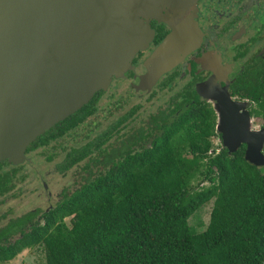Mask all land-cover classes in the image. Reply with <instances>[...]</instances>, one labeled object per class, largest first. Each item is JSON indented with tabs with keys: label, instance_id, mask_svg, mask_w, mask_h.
<instances>
[{
	"label": "trees",
	"instance_id": "1",
	"mask_svg": "<svg viewBox=\"0 0 264 264\" xmlns=\"http://www.w3.org/2000/svg\"><path fill=\"white\" fill-rule=\"evenodd\" d=\"M259 81L242 96L255 99L252 112L264 127V76ZM120 99L117 108L127 101ZM98 101L37 138L24 163H0V203L16 194L28 167L55 165L65 177L81 171L60 198L50 194L49 210L0 212V264L29 247L46 264H264V167L246 161V144L234 153L223 147L215 109H189L155 136L140 130L139 139L153 142L134 151L120 150L114 138L139 105L83 145ZM210 203L199 232L190 219Z\"/></svg>",
	"mask_w": 264,
	"mask_h": 264
},
{
	"label": "water",
	"instance_id": "2",
	"mask_svg": "<svg viewBox=\"0 0 264 264\" xmlns=\"http://www.w3.org/2000/svg\"><path fill=\"white\" fill-rule=\"evenodd\" d=\"M197 1L0 0V163H24L37 138L130 68L154 37L141 17L171 19L190 36L182 14ZM174 42L172 33L164 47ZM224 92L214 95L223 147L246 144V161L264 167V129L254 131L246 104Z\"/></svg>",
	"mask_w": 264,
	"mask_h": 264
},
{
	"label": "flooded vegetation",
	"instance_id": "3",
	"mask_svg": "<svg viewBox=\"0 0 264 264\" xmlns=\"http://www.w3.org/2000/svg\"><path fill=\"white\" fill-rule=\"evenodd\" d=\"M187 15L182 14L183 18H187ZM189 23L193 26V32L188 29L190 36L180 45L171 44L173 50L169 51L168 48L163 49L164 43L174 31H181L178 24L175 22L172 26L157 19L150 20L149 26L154 31V37L145 50L136 54L120 84L111 85L107 91L97 92L90 100L99 99L96 103L98 110L85 122L84 133L80 137L83 145L94 137V130L108 129L139 105L141 108L138 113L130 116L118 128L114 142L120 150L138 151L144 146H151L153 137L146 141L139 139L140 130L146 134L153 132L155 136L156 133H163L159 126L163 128L172 123L189 109H215L214 95H223L225 88L232 101L246 104L253 130L264 129L252 112L257 107L255 99L242 96L262 82L259 80L264 76V0H198ZM173 55L176 56L175 63H171L174 61ZM151 69L153 73H150ZM122 83H128L127 89L123 88ZM145 95L148 102L153 104L149 118H140ZM120 98L127 101L119 103L120 107L117 108L114 103ZM100 109L105 113L104 121L91 124V119L96 117ZM48 194L50 196L51 191L48 190ZM50 207L52 205L47 210ZM7 214L16 218L26 213Z\"/></svg>",
	"mask_w": 264,
	"mask_h": 264
},
{
	"label": "rangeland",
	"instance_id": "4",
	"mask_svg": "<svg viewBox=\"0 0 264 264\" xmlns=\"http://www.w3.org/2000/svg\"><path fill=\"white\" fill-rule=\"evenodd\" d=\"M168 7H171V4H169ZM183 9H184V6H180V10H183ZM188 10H189V13L186 12L185 14H188L187 17L189 18L193 15V12L195 10H191V9H188ZM170 14H172V12ZM159 17L167 18V13L164 12L162 16L159 15ZM152 19H155V18L151 16H149L148 18L141 17V20L143 21L142 23L147 24V25L150 23V20ZM157 20L161 21L160 19H157ZM168 20H169V23L173 26V23L175 22L172 21L171 19H168ZM184 24H186L185 26L186 28L190 29L193 32V26L191 23L184 22ZM151 31H152V35L154 36L153 30ZM174 34H175V39H176V42H174L175 46L182 44L184 39L187 38L188 36V33L185 29H182L181 31H176L174 32ZM167 40H169V36ZM163 49L165 50V47ZM174 49H178V47H175ZM173 62L175 63V60L172 61L171 63ZM128 70L129 69H127V71ZM127 71H125L124 73H121L119 76H113L108 89L113 84L118 86L120 84L121 79L124 77ZM153 71L154 70L151 69L150 73H153ZM122 84H123V88L127 89L128 83H122ZM108 89H106V91ZM146 98H148L146 95L145 97L143 96V99H142L143 108L139 112L140 118H149V115H150L149 112L151 111V104L153 103H149ZM103 119H105V113L101 111L100 109V112L97 113L96 117L92 118L90 122L91 124L98 123V122L104 121ZM220 145H221L220 139L215 138L214 148L216 150H219L221 147ZM7 162L9 164H12L9 161ZM82 165H84V163L81 164V166ZM81 166L77 168H80ZM57 172L58 171L56 170L55 165H49V166L45 165L42 167H38L37 170H33L31 167H28L27 171L24 172L22 175L28 174L29 177H27L26 181L20 185V188L18 189L15 195L7 197L3 202L0 203V212L1 213L13 212L16 215H21V214L27 213L29 211H32L38 208L47 209L51 205V200H52V198L48 194V190L51 191L52 197L54 196V197L60 198L58 195L61 192L63 187L71 186L75 184L74 182H80L81 180V175L79 174L81 171L75 172V173L70 172L69 176L67 177L62 176L61 174ZM198 182L199 181H195L194 185H197ZM52 202L54 203L55 201L53 200ZM211 210H212V203H210L209 205L204 207L201 211L196 213L190 219V224L196 227V229L199 232L205 230V228L207 227L210 221ZM67 222H69V220H67ZM5 264H46V259H45V255L43 252H39L37 249H33L32 247H29V248H26L21 254H19L14 260L7 262Z\"/></svg>",
	"mask_w": 264,
	"mask_h": 264
}]
</instances>
